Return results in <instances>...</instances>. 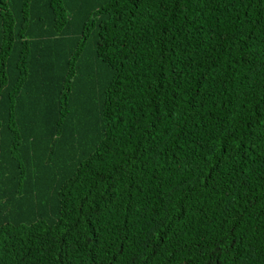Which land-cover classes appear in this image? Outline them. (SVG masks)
Here are the masks:
<instances>
[{
    "label": "trees",
    "instance_id": "16d2710c",
    "mask_svg": "<svg viewBox=\"0 0 264 264\" xmlns=\"http://www.w3.org/2000/svg\"><path fill=\"white\" fill-rule=\"evenodd\" d=\"M0 264H264V0H0Z\"/></svg>",
    "mask_w": 264,
    "mask_h": 264
}]
</instances>
